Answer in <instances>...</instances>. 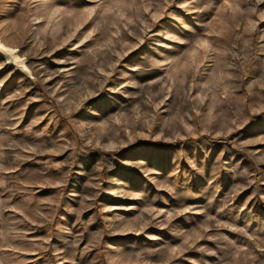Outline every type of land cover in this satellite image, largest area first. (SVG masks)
I'll list each match as a JSON object with an SVG mask.
<instances>
[{
    "label": "rangeland",
    "instance_id": "rangeland-1",
    "mask_svg": "<svg viewBox=\"0 0 264 264\" xmlns=\"http://www.w3.org/2000/svg\"><path fill=\"white\" fill-rule=\"evenodd\" d=\"M0 264H264V0H0Z\"/></svg>",
    "mask_w": 264,
    "mask_h": 264
},
{
    "label": "water",
    "instance_id": "water-1",
    "mask_svg": "<svg viewBox=\"0 0 264 264\" xmlns=\"http://www.w3.org/2000/svg\"><path fill=\"white\" fill-rule=\"evenodd\" d=\"M0 45L3 47V48H0V57L5 58L7 60V63L8 64L14 65L16 59L14 58V56L11 55L10 52H8V51L5 50V49H9V48L4 47L2 44H0Z\"/></svg>",
    "mask_w": 264,
    "mask_h": 264
},
{
    "label": "bare ground",
    "instance_id": "bare-ground-1",
    "mask_svg": "<svg viewBox=\"0 0 264 264\" xmlns=\"http://www.w3.org/2000/svg\"><path fill=\"white\" fill-rule=\"evenodd\" d=\"M0 48H3L1 45H0ZM5 49V48H4ZM6 51L10 52L12 56H14V58L17 60V57L16 55L14 54L15 51L14 50H11V49H5Z\"/></svg>",
    "mask_w": 264,
    "mask_h": 264
}]
</instances>
